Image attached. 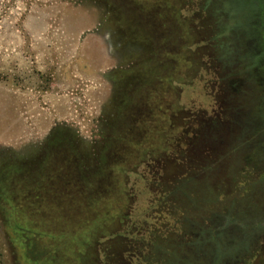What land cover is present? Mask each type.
Segmentation results:
<instances>
[{"label": "rangeland", "instance_id": "374dc122", "mask_svg": "<svg viewBox=\"0 0 264 264\" xmlns=\"http://www.w3.org/2000/svg\"><path fill=\"white\" fill-rule=\"evenodd\" d=\"M249 39L219 0H0V264H264ZM80 144L90 184L33 185Z\"/></svg>", "mask_w": 264, "mask_h": 264}, {"label": "trees", "instance_id": "16d2710c", "mask_svg": "<svg viewBox=\"0 0 264 264\" xmlns=\"http://www.w3.org/2000/svg\"><path fill=\"white\" fill-rule=\"evenodd\" d=\"M219 1L222 3L223 12L228 16L229 22L240 24L242 28L248 30L250 39L244 50L243 60H250L251 63L246 61V68L242 74H250L254 78L256 75L259 76L260 84L264 86V0ZM3 168L5 166L1 167L0 172L4 171ZM11 170L12 168L5 172L10 173Z\"/></svg>", "mask_w": 264, "mask_h": 264}, {"label": "crops", "instance_id": "0c3cea01", "mask_svg": "<svg viewBox=\"0 0 264 264\" xmlns=\"http://www.w3.org/2000/svg\"><path fill=\"white\" fill-rule=\"evenodd\" d=\"M55 137V134H48L46 138L43 139V141H50ZM75 140L73 141H80V137L74 136ZM47 139V140H46ZM62 141V140H59ZM57 141V142H59ZM45 143V142H44ZM35 150L33 151V155L38 154L39 152L41 153L43 150L41 147H34ZM39 148V149H37ZM79 158H77V155L75 157V165L72 166L71 169L65 167L63 171L56 170V169H47L48 163L47 162L45 169L40 168L42 172H37L35 174L30 173V180L33 181V185H88L91 183L92 174L91 176L87 173H84V164H83V159L81 158L82 155V145H79ZM31 158V156L29 157ZM34 160H37V158H34ZM86 165H89V163H86ZM86 182V183H84ZM108 185V182H107Z\"/></svg>", "mask_w": 264, "mask_h": 264}, {"label": "flooded vegetation", "instance_id": "af4514ba", "mask_svg": "<svg viewBox=\"0 0 264 264\" xmlns=\"http://www.w3.org/2000/svg\"><path fill=\"white\" fill-rule=\"evenodd\" d=\"M70 141H72L71 139H70ZM72 148H75L76 149V146L74 145ZM66 154H68V153H66ZM59 155H61V154H59ZM61 156H63V157H60V158H62V159H64L66 156H64V155H61ZM32 159V161L34 160V158L33 157H31ZM32 161H30L29 162V172L31 173V174H35V173H37V172H39V171H41L40 170V168H42L40 165H41V163H42V160L41 159H38L37 160V162H36V164H33L32 163ZM33 165H35L36 167H33ZM32 168V169H31ZM67 168H69V169H71L72 167H67ZM36 171V172H35ZM35 172V173H34Z\"/></svg>", "mask_w": 264, "mask_h": 264}]
</instances>
